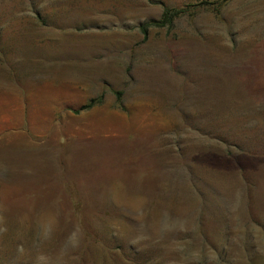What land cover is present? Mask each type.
Masks as SVG:
<instances>
[{
    "label": "rangeland",
    "instance_id": "374dc122",
    "mask_svg": "<svg viewBox=\"0 0 264 264\" xmlns=\"http://www.w3.org/2000/svg\"><path fill=\"white\" fill-rule=\"evenodd\" d=\"M0 264H264V0H0Z\"/></svg>",
    "mask_w": 264,
    "mask_h": 264
},
{
    "label": "trees",
    "instance_id": "16d2710c",
    "mask_svg": "<svg viewBox=\"0 0 264 264\" xmlns=\"http://www.w3.org/2000/svg\"><path fill=\"white\" fill-rule=\"evenodd\" d=\"M173 13H175V11L170 10V9H165L162 20L156 21L157 25L162 26V25H166V23H172V20L174 18ZM94 103H95V100H92L90 103L83 105L78 111L82 109L90 108L94 105Z\"/></svg>",
    "mask_w": 264,
    "mask_h": 264
}]
</instances>
